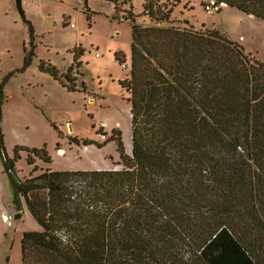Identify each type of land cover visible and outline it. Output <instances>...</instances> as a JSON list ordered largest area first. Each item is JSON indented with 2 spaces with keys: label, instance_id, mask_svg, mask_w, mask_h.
Instances as JSON below:
<instances>
[{
  "label": "trees",
  "instance_id": "obj_1",
  "mask_svg": "<svg viewBox=\"0 0 264 264\" xmlns=\"http://www.w3.org/2000/svg\"><path fill=\"white\" fill-rule=\"evenodd\" d=\"M157 1L145 4L152 16ZM220 1L264 18V0ZM127 18L132 151L120 128L110 136L122 167L22 180L21 150L50 162L47 146L4 158L41 225L23 233L22 264H264V61L220 30ZM4 103L1 87L0 122Z\"/></svg>",
  "mask_w": 264,
  "mask_h": 264
},
{
  "label": "rangeland",
  "instance_id": "obj_2",
  "mask_svg": "<svg viewBox=\"0 0 264 264\" xmlns=\"http://www.w3.org/2000/svg\"><path fill=\"white\" fill-rule=\"evenodd\" d=\"M91 2L96 9L85 0H22V13L16 0H0V88L5 96L0 122L5 145L0 151V264H22L24 231L41 228L6 170L4 158L14 156L17 144L46 145L53 159L37 156L30 163L29 151L21 150L16 171L22 180L49 166L122 167L118 142L110 138L115 127L132 151L129 93L120 82L131 68V12L144 25L189 26L199 20V27H189L207 32L225 28L231 35L221 32L264 61V19H250L237 6L226 4L223 12H209L207 0H160L155 5L160 13L152 16L145 10L147 0H118L117 8L112 0ZM171 7L170 17L162 18V11ZM119 52L126 56L123 63ZM59 147L65 153L60 154Z\"/></svg>",
  "mask_w": 264,
  "mask_h": 264
},
{
  "label": "built area",
  "instance_id": "obj_3",
  "mask_svg": "<svg viewBox=\"0 0 264 264\" xmlns=\"http://www.w3.org/2000/svg\"><path fill=\"white\" fill-rule=\"evenodd\" d=\"M225 4L226 3L224 1L220 0H207L204 5L209 12H214L222 9ZM71 25H74V23H72Z\"/></svg>",
  "mask_w": 264,
  "mask_h": 264
},
{
  "label": "crops",
  "instance_id": "obj_4",
  "mask_svg": "<svg viewBox=\"0 0 264 264\" xmlns=\"http://www.w3.org/2000/svg\"><path fill=\"white\" fill-rule=\"evenodd\" d=\"M85 1H86V0H85ZM112 1H113V0H112ZM203 1H205V0H203ZM87 2H88L89 6H90L92 9H96L95 7L92 6V2H91V0H88ZM114 4H115V6H116V3H115V2H114ZM89 6H88V8H89ZM221 11L223 12V11H224V8H223ZM99 12H100V11H99ZM225 12H228V11H225ZM230 16H231V15H230ZM184 21H185V23H187V22H186V19H185ZM198 21H199V20H197V21H195V22H190V23L188 22V23L191 24V25H193V27H194V26H197V25H198V23H199ZM203 22H204V21H203ZM72 23H73V22H72ZM72 23H71V24H72ZM207 23H208V22H207ZM177 25H181V24L178 23ZM191 25H189V26H191ZM206 25L208 26L209 23L206 24ZM71 26H74V25H71ZM197 27H199V26H197ZM197 27H196V28H197ZM220 29L225 30V31H227V32L229 33V30H227V29H225V28H220ZM222 30H221V31H222ZM226 34H227V33H226ZM229 34H230V33H229ZM230 35H231V34H230ZM131 54H132V53H131ZM59 148H62V147H59ZM52 160H53V159H52ZM49 167H50V168H53V169H57V168H54V167H51V166H49ZM47 168H48V167H47ZM63 169H70V168H63ZM71 169H79V168H71Z\"/></svg>",
  "mask_w": 264,
  "mask_h": 264
},
{
  "label": "bare ground",
  "instance_id": "obj_5",
  "mask_svg": "<svg viewBox=\"0 0 264 264\" xmlns=\"http://www.w3.org/2000/svg\"><path fill=\"white\" fill-rule=\"evenodd\" d=\"M226 5V4H225ZM241 10H243V9H241ZM245 11V10H244ZM246 12V11H245ZM246 14L249 16L248 18H252V19H257V18H259V16H256V15H254V14H251V13H247L246 12ZM261 18V17H260ZM264 19V18H263ZM117 124L118 125H120L121 124V122H122V120L119 118V119H117ZM123 123V122H122ZM130 132V131H129ZM128 137H129V139L131 140V136H130V134L128 133ZM58 152L60 153V154H63V153H65V150L63 149V148H58ZM3 218H4V220L5 221H9L10 220V217L7 215V214H4L3 215Z\"/></svg>",
  "mask_w": 264,
  "mask_h": 264
},
{
  "label": "water",
  "instance_id": "obj_6",
  "mask_svg": "<svg viewBox=\"0 0 264 264\" xmlns=\"http://www.w3.org/2000/svg\"><path fill=\"white\" fill-rule=\"evenodd\" d=\"M16 1H17V5H18L20 11L22 13H24V10H23V7H22V0H16ZM18 216H20V214Z\"/></svg>",
  "mask_w": 264,
  "mask_h": 264
}]
</instances>
